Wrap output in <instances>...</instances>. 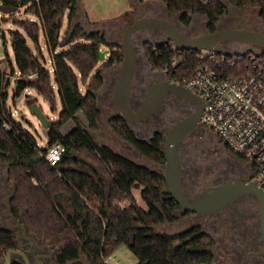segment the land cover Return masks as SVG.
<instances>
[{
	"label": "trees",
	"instance_id": "trees-1",
	"mask_svg": "<svg viewBox=\"0 0 264 264\" xmlns=\"http://www.w3.org/2000/svg\"><path fill=\"white\" fill-rule=\"evenodd\" d=\"M161 1L170 11L180 13L182 20L187 21L188 12H196L205 16L211 26L225 10V2L264 7L263 0ZM1 3L23 7L33 16L12 18L20 29L11 32L16 68L9 60L6 76L4 69L0 70V162L6 164L13 186L10 205L16 220L52 248L58 264H85L79 261L81 256L87 264H106L103 258L121 244L137 257L136 264H209L212 254L203 248L211 243L208 238L186 240L182 235L152 230L153 225L173 221L172 212L178 207L164 189L163 176L105 144H97L81 121L77 111L83 112L90 128H96L100 119L94 90L102 82V69L94 68L104 40L97 33H83L78 27L72 33L66 29L62 33L64 16L72 18L77 0H0ZM40 33L51 54L50 67L42 53ZM80 37L85 40L76 41ZM172 46L170 42L157 45L155 50L149 48L152 63L160 66L170 56ZM58 47L64 48L56 51ZM188 53L184 68L168 73L182 84L187 82L185 72H190L195 64V54L189 50ZM215 56L223 60L231 77L250 61L247 55L239 56L237 61L221 52H215ZM109 60L120 61V49H114ZM11 77L13 97L24 95L28 106L35 103V98L27 94V89L41 95L52 110L57 102L60 104L58 117L48 118L45 146L37 145L33 134L14 117L7 104ZM79 81H87L84 92ZM70 119L79 120V124L64 131ZM2 121H7L10 128L4 129ZM109 124L140 153L164 163L160 135L151 140L138 138L121 115L111 118ZM56 142L64 144L66 150L51 166L42 153ZM134 188H139L144 206L135 202ZM14 245V234L0 226V256Z\"/></svg>",
	"mask_w": 264,
	"mask_h": 264
},
{
	"label": "flooded vegetation",
	"instance_id": "flooded-vegetation-1",
	"mask_svg": "<svg viewBox=\"0 0 264 264\" xmlns=\"http://www.w3.org/2000/svg\"><path fill=\"white\" fill-rule=\"evenodd\" d=\"M224 5L225 10L217 17L213 26L208 21L204 22L203 19L197 18L198 16L203 17L202 14L191 11L189 15L192 13L193 18L188 15L189 18L186 23L183 21L177 23L170 16V10L161 0H135L133 7L125 15L126 20L120 25L112 27L110 33H107L103 27L96 28L91 26L84 13L85 19L79 17L76 21L80 23L86 20V25L93 27L90 30L91 33H97L103 38L104 42L111 40L110 43L116 45L110 48L109 57L114 49L120 48V30L125 27V22L132 23L141 17H160L167 19L184 36L189 37L202 35L205 32H212L222 28H246L264 34V7L248 4L238 6L230 3H224ZM251 10L255 13L251 14ZM131 39L135 51V70L130 92V106L135 112H139L144 106L145 96L150 88L154 86L162 88L166 80H172L169 74L164 72L160 66L152 63L149 57L148 47L155 50L157 45L169 44L170 41L166 39L164 32L159 28H145L135 31ZM146 41H150L152 44L150 43L147 48H144L142 46ZM138 43L142 48L141 53L137 51L136 44ZM219 45L225 51L245 50L252 46V44L241 40H227L221 42ZM109 57L101 66L102 69H107V71L105 74H101L102 82L94 90V93L97 100L102 98L104 104L110 110L109 113H105L104 109L97 104L100 110V119L97 128H90L84 121L86 124L85 129L90 133H97L98 129L104 130L111 119L110 115L112 114L114 104L113 92L119 68H115L118 61L110 62ZM201 114L202 108L200 104L166 89L159 103L152 111L142 118L130 123L126 122L135 135L142 140H151L157 135H160L162 145L163 140L173 124L186 117H192L190 133L176 144L181 166V188L185 198L188 200L200 198L211 191L212 187L221 183L235 180H254L252 164L245 161L242 156L228 149L218 136L211 133L209 134L216 138L221 147L214 157L216 163L215 168L207 170L202 178H198L196 177L197 175L192 174L191 170H189L191 163L188 155L193 148L197 146L204 147L203 144L205 143L200 138V134L204 133L200 124ZM196 116L197 118L195 119ZM74 123L79 124V122L75 121ZM152 162L155 166L149 169L163 176L164 163H158L154 160ZM158 170L161 171L159 172ZM164 189L168 192L166 184ZM1 215L5 216V218L1 219ZM172 215L174 216L173 221L163 222L170 228L175 227L176 231L170 233V235H182L186 240L195 237L199 241H207V238L211 241V243L203 245V248L212 254V260L209 264H264V253L261 251L263 244L260 231L259 205L255 195L250 193L243 194L222 208L214 209L206 213L182 210L178 206L172 212ZM7 217L8 215L4 208L0 213V223L3 222L4 226H0L11 231L15 238V245L6 251L20 249L24 252L28 264H53L46 248L38 249L30 239H21L23 244L21 246L19 245L16 236L20 234V231H17L16 228H7ZM38 241L41 242L42 240L40 239ZM5 254L0 256V264H3ZM15 262L23 264L24 258L19 252L10 251L9 264Z\"/></svg>",
	"mask_w": 264,
	"mask_h": 264
},
{
	"label": "water",
	"instance_id": "water-1",
	"mask_svg": "<svg viewBox=\"0 0 264 264\" xmlns=\"http://www.w3.org/2000/svg\"><path fill=\"white\" fill-rule=\"evenodd\" d=\"M17 10V6L0 4V11L3 13H10ZM145 28H159L161 29L168 41H170L174 48L179 50H202L209 49L213 52H221L230 56L240 55L244 56L252 54L259 57L264 53V34L246 28H222L216 29L212 32H205L198 36H184L178 28L169 20L160 17H141L132 23L125 22V27L120 30L121 38L119 49L121 52V61L117 72L116 83L114 86L113 98L114 104L112 107V114L110 118L120 114L127 123L144 117L152 111L162 98V94L166 89L183 96L191 101L201 105L203 112V100L195 94L188 86L179 84L173 80H166L162 88L154 86L148 90L144 100V106L139 112H135L130 106V92L135 70V51L131 36L135 31L143 30ZM227 40H241L252 44L251 48L245 50L225 51L221 42ZM110 44V43H109ZM113 44V43H112ZM115 47V45H111ZM109 51L108 48L100 49L98 52V59H104L105 54ZM29 110L38 118L39 122L48 128V118L43 114L42 110L35 104L29 105ZM88 124L82 111H77ZM197 116L195 117V119ZM192 117H186L177 123L173 124L169 133L165 137L161 145V151L164 156V171L163 177L166 186L168 187L169 196L172 197L182 210H189L197 213H206L214 209L222 208L233 200L237 199L243 194H253L256 196L259 205V219L260 231L262 235L263 247L261 251L264 253V190L255 180L250 181H228L212 187L211 191L204 194L198 199L188 200L185 198L181 188V166L180 159L176 150V144L185 136H187L192 128ZM3 169L5 171L3 172ZM8 172L6 164L0 165V187L3 189L5 198V212H7L8 229L16 228L20 234L16 236V240L21 246L23 244L21 239H30L38 249L46 248L48 255L51 257L53 264H58L53 257L51 247L43 241L36 233L28 232L26 225L15 219L11 212L10 199L8 193L13 190L8 187L4 180H8ZM42 240L39 242L38 240ZM10 251L19 252L23 258L24 263L28 264V260L23 251L20 249H12L6 251L3 258V264H9ZM22 263V262H21Z\"/></svg>",
	"mask_w": 264,
	"mask_h": 264
},
{
	"label": "rangeland",
	"instance_id": "rangeland-1",
	"mask_svg": "<svg viewBox=\"0 0 264 264\" xmlns=\"http://www.w3.org/2000/svg\"><path fill=\"white\" fill-rule=\"evenodd\" d=\"M135 0H77V4L75 6L74 12L72 14V18L68 19L67 14L64 16L63 26H62V33L68 30L70 33L74 29L79 28L81 32L88 33L92 30L93 27L87 26V21L96 28L103 27L105 28L107 33H110V29L116 25H120L122 22L126 20L125 15L128 14L127 12L133 7ZM164 3V2H163ZM227 3V2H225ZM165 5V4H164ZM251 5V4H248ZM86 20L77 23V19L82 17ZM251 14L255 12L253 10L250 11ZM170 16H172L177 23L186 21L181 19V14L177 12L170 11ZM189 15V12H188ZM33 18L30 13L25 12L23 7H19L17 10L10 12V13H3L0 11V70L4 69L3 75L6 76L9 70V60L12 61L13 66L16 68L14 62V53L11 46V32L13 30L20 29L12 22V18ZM189 17L193 18L192 13ZM188 17V18H189ZM187 18V19H188ZM198 19H203V21H207L206 17H197ZM197 31L196 29H193ZM91 33V32H90ZM89 33V34H90ZM117 38V37H116ZM84 37L78 38L76 41L83 40ZM85 40V39H84ZM30 46H32L31 42L28 40ZM111 40L108 42H102L100 44V48H108L110 51L112 43ZM40 43L42 53L46 59L47 66H51V54L47 50L45 46V40L43 37V33H40ZM110 43V44H109ZM150 41L144 42V48H147L150 45ZM152 44V43H151ZM66 47V46H65ZM137 51L141 53V45L138 43L136 44ZM154 47V46H152ZM64 47H58L56 51L61 50ZM152 49L148 47V49ZM119 49V48H118ZM109 51L105 54L104 59H98L97 64L94 68V71L97 70L99 67L103 65V63L109 57ZM202 52L209 53V49H202ZM141 58V57H140ZM121 61V60H120ZM120 61L115 65V68H119ZM102 69V68H101ZM107 69H102L101 74H105ZM93 72L90 74V77L87 81L91 78ZM2 82L4 78H2ZM86 82L79 81V87L82 92H84L86 86ZM14 84V78L11 77V83L8 87V98L7 104L12 111L14 117L21 121L22 126L27 129L33 136L35 137L36 141L40 144V146H45L47 143V133L45 128L38 120V118L29 110V106L24 101V95L19 97H13L12 95V88ZM100 86V85H99ZM27 94H31L35 98V104L42 110L43 114L49 119H56L58 117V113L60 111V104L57 102L56 109L52 110L49 103L42 98L35 90L27 89ZM106 97V95H104ZM97 104L104 109L105 113H109L110 108L107 107L102 98L97 100ZM104 116V115H103ZM80 119L84 122L83 117L80 115ZM109 121V120H108ZM75 122H79L76 120ZM72 125H74V121L66 122L63 130H68ZM97 128V127H96ZM99 128V127H98ZM208 131H204V133L200 134V138L205 143L203 144L204 147L197 146L191 150V153L188 155V159L190 160V169L192 174L197 175L196 177L202 178L205 172L211 168H215V155L218 153L219 149L221 148L218 144L216 138L211 136ZM93 140L101 145L106 144L107 146L111 147L115 151L119 152L122 155H125L135 161L138 164L145 165L148 168H152L155 166L152 160L142 155L138 150H136L128 141L122 138L118 133H116L110 124H107L104 130L98 129V132H91ZM140 137V135H138ZM2 163L0 162V165ZM5 169H3V172ZM159 171V170H158ZM161 171V170H160ZM159 171V172H160ZM4 183L8 185L10 189L13 190L12 183L9 180H4ZM135 192V193H134ZM133 193L135 194V202L139 203L140 205L144 206V202L139 195V188H134ZM10 196L12 193H8ZM6 196L3 195V189L0 187V213L1 210L5 208V198ZM128 200L126 199L125 202ZM68 209V207H66ZM5 216L1 215V219H4ZM1 226H4L3 222L0 223ZM153 231L161 232V233H173L176 231L175 227H168L164 223H159L153 225L151 227ZM79 261L82 263H86L85 257L81 256ZM138 261L137 257L131 252V250L125 244L119 245L116 250H114L110 256L108 257L107 264H136Z\"/></svg>",
	"mask_w": 264,
	"mask_h": 264
},
{
	"label": "built area",
	"instance_id": "built-area-1",
	"mask_svg": "<svg viewBox=\"0 0 264 264\" xmlns=\"http://www.w3.org/2000/svg\"><path fill=\"white\" fill-rule=\"evenodd\" d=\"M189 51L195 54V64L190 72H185L188 77L184 85L204 102L200 118L203 130L218 136L228 149L251 163L253 178L264 190V53L259 57L247 54L250 61L231 77L215 52ZM170 53L161 63V69L172 73L184 68L190 57L188 50L172 46ZM239 56L234 55L233 60L237 61ZM1 125L4 129L10 128L7 121ZM37 145L40 146L38 142ZM65 150L64 144L56 142L42 155L54 166ZM109 256L103 258L104 263L107 264Z\"/></svg>",
	"mask_w": 264,
	"mask_h": 264
},
{
	"label": "crops",
	"instance_id": "crops-1",
	"mask_svg": "<svg viewBox=\"0 0 264 264\" xmlns=\"http://www.w3.org/2000/svg\"><path fill=\"white\" fill-rule=\"evenodd\" d=\"M18 9V8H17ZM90 32H88V34H89ZM135 193V192H134ZM135 195V194H134Z\"/></svg>",
	"mask_w": 264,
	"mask_h": 264
}]
</instances>
